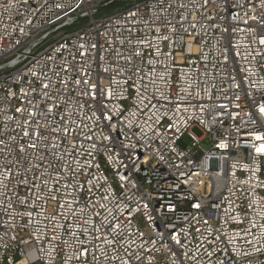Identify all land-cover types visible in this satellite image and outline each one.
I'll return each instance as SVG.
<instances>
[{
    "label": "built area",
    "instance_id": "built-area-1",
    "mask_svg": "<svg viewBox=\"0 0 264 264\" xmlns=\"http://www.w3.org/2000/svg\"><path fill=\"white\" fill-rule=\"evenodd\" d=\"M127 1L0 0V264H264V0Z\"/></svg>",
    "mask_w": 264,
    "mask_h": 264
},
{
    "label": "rangeland",
    "instance_id": "rangeland-1",
    "mask_svg": "<svg viewBox=\"0 0 264 264\" xmlns=\"http://www.w3.org/2000/svg\"><path fill=\"white\" fill-rule=\"evenodd\" d=\"M136 0H130V1H127V2H121L120 5H117L116 7L117 8H120L121 6H124L126 3L127 4H131L133 2H135ZM117 8H106L102 11L101 15L102 14H107V13H110L112 11H114L115 9ZM96 16H99V15H96ZM191 132L197 137V138H201L199 140V144L200 146L206 150L208 149L211 144H212V139L210 138V136L207 134V133H204L199 127L197 126H193L191 127ZM179 145L182 146V147H185L187 146L189 143H190V139L188 137V135L185 133L181 139L178 141Z\"/></svg>",
    "mask_w": 264,
    "mask_h": 264
},
{
    "label": "trees",
    "instance_id": "trees-1",
    "mask_svg": "<svg viewBox=\"0 0 264 264\" xmlns=\"http://www.w3.org/2000/svg\"><path fill=\"white\" fill-rule=\"evenodd\" d=\"M120 3H121V2L114 3V4L110 5L108 8H111V9H112V8H117L116 6H117V5H120ZM121 7H122V6H121Z\"/></svg>",
    "mask_w": 264,
    "mask_h": 264
},
{
    "label": "snow or ice",
    "instance_id": "snow-or-ice-1",
    "mask_svg": "<svg viewBox=\"0 0 264 264\" xmlns=\"http://www.w3.org/2000/svg\"><path fill=\"white\" fill-rule=\"evenodd\" d=\"M262 42H264V41H262ZM32 147H35V145L33 144V145H31Z\"/></svg>",
    "mask_w": 264,
    "mask_h": 264
}]
</instances>
